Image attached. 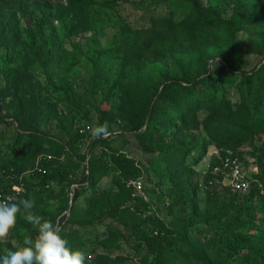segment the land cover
Wrapping results in <instances>:
<instances>
[{
	"label": "trees",
	"instance_id": "obj_1",
	"mask_svg": "<svg viewBox=\"0 0 264 264\" xmlns=\"http://www.w3.org/2000/svg\"><path fill=\"white\" fill-rule=\"evenodd\" d=\"M24 1L0 0V8L24 17ZM39 1L48 4L62 0ZM130 1L64 0V6L58 9L50 11L44 8L42 18L52 17L55 13L54 18L59 22L67 16L77 20L67 30L69 35H76L90 29L93 14L100 10H113L117 5ZM140 1L147 5L173 3L175 7L185 9L184 16L178 21L167 20L164 32L155 35L151 57L145 62H140L135 56L142 32L131 33L122 28L119 44L95 57L93 66L97 79L108 82L102 63H114L113 87L135 108V114L122 118L121 131L113 133L116 136L128 134L136 151L153 156L146 168L159 185L172 191L173 205L179 208L180 214L170 211L172 219L164 224L151 215L141 218L135 207L124 208L122 216L131 220L123 229L136 244V249L142 250L141 264H258L260 260L264 264V51L255 70L227 74L235 81L234 100H230L227 91L211 78L206 66L208 60L226 66L221 60L226 51H232L235 33L242 31L258 35L261 26H250L249 21L262 13L258 7L259 0H229L232 12L227 19L222 18L212 6L204 7L200 0ZM37 36L39 44L35 57H23L18 68L20 74L16 73L18 80L27 67L39 70L52 61L45 47L51 44L54 48L53 36L44 37L42 33ZM17 44L14 24L2 23L0 48H11ZM181 53L186 54L188 60H180L178 56ZM164 60L173 67L163 63ZM48 92V89L37 87L29 97L13 107L15 129L11 141L4 146V151L9 153L8 158L1 159L0 195L34 198L33 210L56 223L59 213L67 205V190L75 179L70 172L56 168L52 159L54 154L66 152V146L40 130V126L46 124L53 114ZM200 110H205L207 115L198 120ZM199 126L206 140L201 138L199 154L192 158L187 140ZM106 141L107 138L97 139L92 144L103 145ZM245 144L252 146L258 154L252 155L256 168L248 178L250 190L242 195H228L227 200L212 212L207 211L206 206L200 208L202 201L198 198L199 189L192 166L202 156L206 145L229 149L233 157H240L241 153L234 150ZM87 162L88 174L83 178L86 187L73 190L70 208L77 198L83 196L85 219L90 220L107 198L106 192L98 194L94 190L102 177L120 182L121 191L129 194L131 186H127V182L138 179L139 172L119 153L108 156L99 170L93 160ZM12 186H19L21 191L11 195ZM210 202L206 198L205 204ZM61 229L62 237L72 250L83 252L85 245L116 246L115 238L110 237L115 230L109 227L104 238L94 236L92 239L79 229H69L64 225ZM206 232L211 235L210 242H198L196 237ZM35 234V229L18 216L9 238L23 246L24 237H34ZM4 255L7 254L0 250V257ZM106 260L104 264H110L109 259Z\"/></svg>",
	"mask_w": 264,
	"mask_h": 264
},
{
	"label": "rangeland",
	"instance_id": "obj_2",
	"mask_svg": "<svg viewBox=\"0 0 264 264\" xmlns=\"http://www.w3.org/2000/svg\"><path fill=\"white\" fill-rule=\"evenodd\" d=\"M200 2L204 7L212 6L225 19L232 12V4L229 0H200ZM64 4V0L48 4L39 0H25L22 11L24 17L0 8V26L7 22H10V25L14 24L18 40V44L14 47L0 48V164L1 159L8 158L9 153L4 151V146L11 141L15 129L12 118L13 107L29 97L33 89L37 87L48 89L47 97L53 114L46 124L40 126V130L46 136L66 146V152L54 154L52 159L56 168L70 172L75 179L67 190L68 202L59 213L56 223L69 229H79L90 239L94 236L104 238L108 227L115 230L114 235H110L115 238V247L84 246L83 253L87 264H104L107 263L106 259H109L110 264H141L142 250L136 249V244L125 233L123 228L128 226L131 219L122 216V210L135 207L141 218L151 215L164 224L172 219L170 211L177 215L180 211L173 205L175 198H171L172 191L162 184L159 185L146 168L153 156L142 155L136 151L128 134L122 133L123 136H116L113 133L105 144H92L93 140L97 139L91 137L90 127L94 128L97 124L107 121L110 129H114L117 133L121 131V119L135 114V108L123 100L121 92L113 87L114 63H102V70L109 77V81L105 82L97 79L93 62L101 52L119 44L122 28H126L131 33L142 32V37L138 38L135 56L139 57L140 62H145L151 57L155 35L164 32L169 18L180 20L184 16L185 9L177 8L173 3L147 5L140 0H131L117 5L113 10H100L99 13L93 14L89 24L90 29L69 35L68 27L77 23V20L67 16L64 21L59 22L54 18L55 13L51 15L52 17L44 20L42 18L44 8L53 11ZM259 6L262 13L249 21L250 26H261L258 35H248L242 31L235 33L232 51H226L221 60L225 67L214 60L207 61L206 66L211 78L219 82V85L227 91L230 100L236 98L235 81L227 74L255 70L263 58L264 0H259ZM38 33H42L44 37L53 36L54 48L51 44L45 47L52 61L39 70H29L27 67L22 78L18 80L16 73H19L18 68L23 57L29 59L35 57L39 44ZM130 51L132 53V50ZM178 58L184 62L188 60V56L183 53L179 54ZM163 63L170 68L173 67L168 60H164ZM192 65L193 63L190 67ZM206 115L205 110H200L197 119L201 120ZM201 138L206 140L199 126L198 130L190 133L187 140L192 158L199 154ZM234 151L241 153L240 157L234 158L238 159L241 171H245L249 178L250 174L255 172L256 163L252 155H258L257 151L247 144L237 147ZM116 153L122 154L125 159L133 163V167L139 172L141 187L139 190L131 187V193L127 194L121 191L120 182L113 181L111 177H102L94 190L98 194L106 192L107 198L97 207L90 220L85 219L84 197L77 198L70 208L71 194L77 188L86 187L83 178L88 174L87 161L93 160L95 168L99 170L101 165L107 162V157ZM226 157H233L229 149L222 150L215 145H206L204 153L192 166L199 189L198 198L202 201L200 208L206 206L209 212L224 203L228 195L243 194L232 188L227 179L219 178V174H213V168L219 169L221 160ZM127 186H130L129 182ZM248 186L249 191V180ZM206 198L211 200L208 205L205 204ZM188 210L186 208V211ZM210 236L209 232H206L198 235L196 239L198 242L209 243ZM17 247L18 244L10 238L7 243H0V250L6 254L16 250ZM258 264H263L262 260Z\"/></svg>",
	"mask_w": 264,
	"mask_h": 264
},
{
	"label": "clouds",
	"instance_id": "obj_3",
	"mask_svg": "<svg viewBox=\"0 0 264 264\" xmlns=\"http://www.w3.org/2000/svg\"><path fill=\"white\" fill-rule=\"evenodd\" d=\"M114 131L107 121L89 128L93 139L108 138ZM34 207V198H0V243L8 242L18 216L36 231L34 237H24L23 246L0 257V264H85V254L68 246V241L61 235V226L37 214Z\"/></svg>",
	"mask_w": 264,
	"mask_h": 264
},
{
	"label": "built area",
	"instance_id": "obj_4",
	"mask_svg": "<svg viewBox=\"0 0 264 264\" xmlns=\"http://www.w3.org/2000/svg\"><path fill=\"white\" fill-rule=\"evenodd\" d=\"M213 174H219V178L227 179L229 185L235 190H238L240 193L244 194L248 191V176L245 171H241L237 158H223L221 160L219 169L213 168ZM129 185L133 189L139 190L141 187V180L136 179L129 181ZM11 191V195H14L19 193L21 191V188L19 186H12ZM8 196L10 195H0V198Z\"/></svg>",
	"mask_w": 264,
	"mask_h": 264
}]
</instances>
